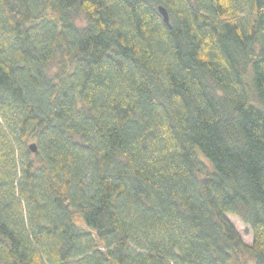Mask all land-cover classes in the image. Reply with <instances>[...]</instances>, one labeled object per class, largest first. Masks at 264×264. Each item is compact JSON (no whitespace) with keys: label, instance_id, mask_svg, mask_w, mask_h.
Returning a JSON list of instances; mask_svg holds the SVG:
<instances>
[{"label":"trees","instance_id":"16d2710c","mask_svg":"<svg viewBox=\"0 0 264 264\" xmlns=\"http://www.w3.org/2000/svg\"><path fill=\"white\" fill-rule=\"evenodd\" d=\"M244 254L264 264V0H0V264Z\"/></svg>","mask_w":264,"mask_h":264},{"label":"rangeland","instance_id":"374dc122","mask_svg":"<svg viewBox=\"0 0 264 264\" xmlns=\"http://www.w3.org/2000/svg\"><path fill=\"white\" fill-rule=\"evenodd\" d=\"M78 24L82 25V22L79 21ZM226 217L229 220V222L232 224L236 232L239 234L242 243L248 246L251 245L252 244V233L249 227L244 226L241 223V221L234 215H227ZM237 264H253V261L247 254H244L237 261Z\"/></svg>","mask_w":264,"mask_h":264},{"label":"water","instance_id":"95a60500","mask_svg":"<svg viewBox=\"0 0 264 264\" xmlns=\"http://www.w3.org/2000/svg\"><path fill=\"white\" fill-rule=\"evenodd\" d=\"M158 11L162 15L164 22L166 24H168V14H167V11L163 7H161V6L158 8ZM29 150L32 153L36 152V145L34 143L30 144L29 145Z\"/></svg>","mask_w":264,"mask_h":264}]
</instances>
